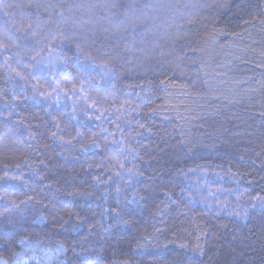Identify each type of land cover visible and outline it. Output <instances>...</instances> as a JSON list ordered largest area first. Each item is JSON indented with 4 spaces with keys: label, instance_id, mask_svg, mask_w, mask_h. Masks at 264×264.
I'll list each match as a JSON object with an SVG mask.
<instances>
[{
    "label": "trees",
    "instance_id": "obj_1",
    "mask_svg": "<svg viewBox=\"0 0 264 264\" xmlns=\"http://www.w3.org/2000/svg\"><path fill=\"white\" fill-rule=\"evenodd\" d=\"M0 260L264 264V0H0Z\"/></svg>",
    "mask_w": 264,
    "mask_h": 264
},
{
    "label": "snow or ice",
    "instance_id": "obj_2",
    "mask_svg": "<svg viewBox=\"0 0 264 264\" xmlns=\"http://www.w3.org/2000/svg\"><path fill=\"white\" fill-rule=\"evenodd\" d=\"M0 264H6V261L0 260Z\"/></svg>",
    "mask_w": 264,
    "mask_h": 264
}]
</instances>
